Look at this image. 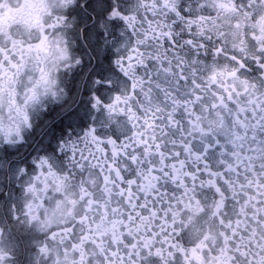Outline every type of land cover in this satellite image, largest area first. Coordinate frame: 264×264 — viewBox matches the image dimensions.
I'll return each mask as SVG.
<instances>
[{"label": "clouds", "instance_id": "9594fccd", "mask_svg": "<svg viewBox=\"0 0 264 264\" xmlns=\"http://www.w3.org/2000/svg\"><path fill=\"white\" fill-rule=\"evenodd\" d=\"M0 264H264V0H0Z\"/></svg>", "mask_w": 264, "mask_h": 264}]
</instances>
